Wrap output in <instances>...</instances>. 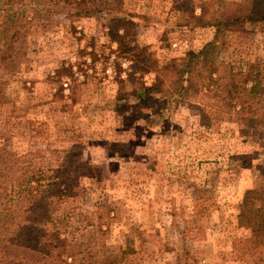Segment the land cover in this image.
I'll use <instances>...</instances> for the list:
<instances>
[{
	"label": "rangeland",
	"instance_id": "obj_1",
	"mask_svg": "<svg viewBox=\"0 0 264 264\" xmlns=\"http://www.w3.org/2000/svg\"><path fill=\"white\" fill-rule=\"evenodd\" d=\"M245 1L109 0L111 17L135 18V46L164 70L213 39V28L196 24L202 8L212 16ZM75 14L51 13L52 25H39L28 60L0 68V98L7 100L0 103V127L16 110L43 127L30 141L18 120L10 122L0 134L3 153L30 143L28 151L36 154L48 140L53 148H76L59 165L68 185L77 179L80 189L51 207L68 232L67 260L80 250L86 215L96 211L93 220L103 229L92 236L90 252L82 248L79 264H252L239 255L249 230L237 215L249 190L264 189V123L238 121L226 105L219 109L204 98L172 108L149 129L140 119L159 106L158 99L135 105L132 98L122 108L113 101L117 81L127 80L130 70L108 35L106 13L72 20ZM219 46L213 53L222 70L230 64L263 70L264 37L257 25L242 24ZM56 69L69 86L77 80L76 110L61 107L68 99L52 98L61 84L53 80ZM152 77L145 74V82ZM258 110L264 113V104L250 103L246 118ZM12 130L24 133L12 136ZM51 195L47 188L42 197Z\"/></svg>",
	"mask_w": 264,
	"mask_h": 264
},
{
	"label": "trees",
	"instance_id": "obj_2",
	"mask_svg": "<svg viewBox=\"0 0 264 264\" xmlns=\"http://www.w3.org/2000/svg\"><path fill=\"white\" fill-rule=\"evenodd\" d=\"M50 1L0 0V68L28 60L32 45L36 43L39 25H52L51 16L54 15L51 13L74 11L76 14L70 15L72 20L82 15L93 17L106 13L108 35L118 43L120 52L126 55L130 70L127 80L117 81L120 87L113 101L122 108L131 103L132 98L136 101L135 105L158 99L159 106L140 119L149 129L164 119L165 112L172 108L201 103L204 98L212 99L210 103L219 109L226 105L225 111L234 113L238 121L251 122L255 127L264 123V113L260 114L259 110L256 116L252 112L250 118H246L245 113L250 103L264 104V67L262 71L253 66L244 70L242 66L237 68L230 64L222 70V64L214 58L213 53L244 23L257 25L264 37V0L227 5L212 16H208L205 7L202 8V13L194 16L196 24L213 28V39L203 48L189 50L175 59L165 70L157 62H150L143 48L135 46L133 38L138 28L135 18L130 15L111 17L109 0H54V6ZM145 74L153 76L151 83L145 82ZM53 80L61 84L60 90L54 92L52 98L55 101L68 99L69 103L64 102L61 107L76 110L79 102L77 80H73L69 86L58 69L54 72ZM66 86L70 91L68 95L65 94ZM128 86L132 90L126 92ZM6 102L0 98V103ZM16 111L19 114H10L2 121L0 134L4 133L6 126H10V122L18 120L17 124L24 126L29 140H37L43 128H40L41 123H31L21 110ZM23 133L12 130L11 135ZM28 144L12 154H4L0 148V264H79L78 255L82 254V248L90 252L92 236L103 229L93 220L97 212L86 215L89 228L82 236L80 250L67 260L63 247L68 232L59 227L60 219L54 216V208H51L55 203L59 206L65 202L68 196L74 197L80 189L77 179L68 185L67 178H63L61 173L63 168L59 165L62 157L76 148H53L48 140L34 154L28 151L32 147ZM119 145L129 146V143L120 142ZM53 163H58V166H53ZM47 188L52 195L43 199ZM237 218L239 225L249 230L247 238L239 241L241 259L252 264H264V189L247 192L239 206ZM194 264H198L195 259Z\"/></svg>",
	"mask_w": 264,
	"mask_h": 264
}]
</instances>
